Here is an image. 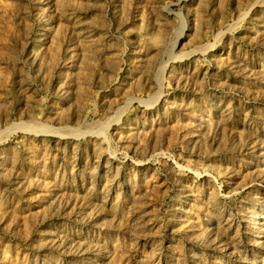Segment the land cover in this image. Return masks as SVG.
Returning a JSON list of instances; mask_svg holds the SVG:
<instances>
[{"label": "rangeland", "instance_id": "obj_1", "mask_svg": "<svg viewBox=\"0 0 264 264\" xmlns=\"http://www.w3.org/2000/svg\"><path fill=\"white\" fill-rule=\"evenodd\" d=\"M0 264H264V0H0Z\"/></svg>", "mask_w": 264, "mask_h": 264}]
</instances>
